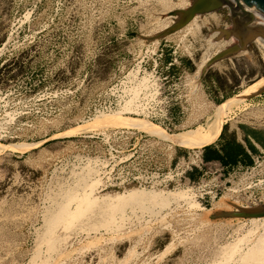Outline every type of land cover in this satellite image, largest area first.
I'll return each instance as SVG.
<instances>
[{"label":"rangeland","instance_id":"1","mask_svg":"<svg viewBox=\"0 0 264 264\" xmlns=\"http://www.w3.org/2000/svg\"><path fill=\"white\" fill-rule=\"evenodd\" d=\"M191 3L0 0V264H264L252 219L218 215L264 204V155L193 153L264 131V50L210 65L226 7L155 40Z\"/></svg>","mask_w":264,"mask_h":264},{"label":"water","instance_id":"2","mask_svg":"<svg viewBox=\"0 0 264 264\" xmlns=\"http://www.w3.org/2000/svg\"><path fill=\"white\" fill-rule=\"evenodd\" d=\"M227 2L231 5L230 10L233 8L245 23L238 26L236 15L231 10V19L228 25L232 27L230 29H222L221 39H236L237 43L216 54L210 61V65L213 66L224 59L235 56L241 51L248 50L257 34L264 37V0H192L188 8L177 9L168 14V17H176L178 19L171 27L157 35L155 40L180 31L197 15L220 11L224 6L228 5ZM218 215L227 219H262L264 218V204L259 207H238L234 212H221Z\"/></svg>","mask_w":264,"mask_h":264},{"label":"trees","instance_id":"3","mask_svg":"<svg viewBox=\"0 0 264 264\" xmlns=\"http://www.w3.org/2000/svg\"><path fill=\"white\" fill-rule=\"evenodd\" d=\"M188 69L192 71V67L190 65H188ZM216 103L220 104L221 101H217ZM239 128L244 132L243 141L246 143L248 149L253 154H259L258 149H256V147L252 144L250 138H252L257 144H259L264 149V141L262 140V137H258L257 133L252 130H248V128L244 125H240ZM219 141H221V152L214 153L213 156L215 161H219L225 167H235L238 164H242L248 167L253 166V159L247 153L245 148L237 142L236 135L228 133L227 125L223 126ZM210 146H207L206 148H209ZM202 159L206 163L212 161L209 160V157L205 154H203ZM187 176L190 180L195 181V176L193 173H188Z\"/></svg>","mask_w":264,"mask_h":264},{"label":"bare ground","instance_id":"4","mask_svg":"<svg viewBox=\"0 0 264 264\" xmlns=\"http://www.w3.org/2000/svg\"><path fill=\"white\" fill-rule=\"evenodd\" d=\"M228 3V2H227ZM230 4L228 3V5H226V6H224V7H226L227 8V10L229 11V12H231V10H232V12H233V14L235 13V15H236V22L238 23V26H240V25H242V24H244L245 22H244V20L238 15V13L232 8L231 10H230ZM205 15V14H204ZM186 27V26H185ZM232 27V26H231ZM230 27V28H231ZM182 30V29H181ZM214 32H219L220 33V38H221V36H222V29H217V30H215ZM252 43H255L257 46H259V48H261V49H263L264 50V37L263 36H261L260 34H257V36L255 37V40L252 42ZM262 93H264V90H262V91H260L259 93H257V94H255V95H253V96H258V95H260V94H262ZM140 132H142V131H140ZM143 133H145V132H143ZM147 134V133H146ZM148 135V134H147ZM150 136V135H149ZM151 137H154V136H151ZM155 138H157V137H155ZM157 139H159V138H157ZM159 140H161V139H159ZM161 141H163V140H161ZM173 145V144H172ZM60 179V178H59ZM62 179V178H61ZM180 190V189H179ZM186 196V195H185ZM184 196V194H182V193H176V192H169V193H166L165 195H164V197L167 199V200H169V201H174V202H176V201H179V200H181L182 198H184L185 197ZM189 198V197H188ZM181 202V201H180ZM192 203V202H191ZM188 205H189V203H187ZM218 213H221V212H218ZM250 223H251V225H252V227L254 228V229H251L248 233L249 234H252V233H254V230H256V229H261L262 230V232H261V234H259V236L257 237V239H260V240H262L263 242V247H264V218H262V219H252L251 221H249ZM254 235V234H253ZM247 236H249V235H247ZM244 240V239H243ZM262 254V256H264V253L262 252L261 253Z\"/></svg>","mask_w":264,"mask_h":264},{"label":"crops","instance_id":"5","mask_svg":"<svg viewBox=\"0 0 264 264\" xmlns=\"http://www.w3.org/2000/svg\"><path fill=\"white\" fill-rule=\"evenodd\" d=\"M246 127L248 128V130H252L255 133H257L258 137H260V138L262 137V140L264 141V139H263V137H264V131H262L261 129H258V128L251 127V126L250 127L246 126ZM235 135H236L237 142L240 143L245 148V150L247 151V153L251 156V158L254 161V157L256 156V154H253L248 149L246 143L243 141L244 132L241 129H239V132H235ZM250 141L256 147V149H258L259 153H260V149L264 150L252 138H250ZM220 147H221V141H219V138H218V140L214 144H212V146H210L209 148L204 147V148H201L200 149L201 158L203 157V154H205V155H207L209 157V160L215 161L213 155H214L215 152H219V153L221 152L220 151ZM238 165H242V164H238ZM237 166H235V167H237ZM242 166H244V165H242ZM244 167H248V166H244ZM231 168H234V167H227V170H229ZM204 176H205V171H202L201 170L200 173H199V177L198 178L200 179V178H203ZM225 206H227V205H225ZM234 211H236V210H234Z\"/></svg>","mask_w":264,"mask_h":264},{"label":"built area","instance_id":"6","mask_svg":"<svg viewBox=\"0 0 264 264\" xmlns=\"http://www.w3.org/2000/svg\"><path fill=\"white\" fill-rule=\"evenodd\" d=\"M173 62L174 63H169L167 68H170L174 64H178L179 63L177 58H175ZM155 67H157V62L155 63ZM165 130L167 132V129H165ZM138 133H139V131H138ZM193 153H194V157L199 160L200 164H202L204 166H207V165H221L222 166V170H227V167L223 166L219 161H212V162H207V163L204 162L203 159L201 158L200 149H198L197 151H195ZM260 153L264 155V150L260 149ZM257 161H258V159L255 160V158H254L253 166L244 167L242 165H238L237 167L231 168V170H234V169L243 170L244 169L245 171H249L250 170L251 172H253L258 166H262V165H258ZM182 163L186 164V168H187L186 170H192V166H194V162L192 161L191 157H187V158L183 157L182 158ZM260 173L264 174V165L261 167ZM216 198H217V195H214L212 197V200H215Z\"/></svg>","mask_w":264,"mask_h":264}]
</instances>
